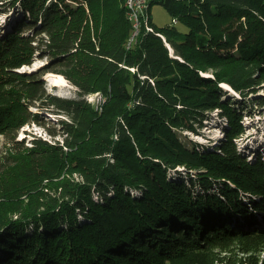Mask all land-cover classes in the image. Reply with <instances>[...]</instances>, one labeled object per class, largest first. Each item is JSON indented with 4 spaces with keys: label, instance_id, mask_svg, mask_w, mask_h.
<instances>
[{
    "label": "trees",
    "instance_id": "obj_1",
    "mask_svg": "<svg viewBox=\"0 0 264 264\" xmlns=\"http://www.w3.org/2000/svg\"><path fill=\"white\" fill-rule=\"evenodd\" d=\"M154 4L187 32L152 21L128 48L126 0H0L25 15L0 33V264H264V161L238 150L243 108L222 88L264 79V0ZM39 53L47 64L19 71ZM48 72L78 97L48 92ZM215 110L220 150L182 141ZM42 111L66 117L46 126L62 140L26 146Z\"/></svg>",
    "mask_w": 264,
    "mask_h": 264
},
{
    "label": "rangeland",
    "instance_id": "obj_2",
    "mask_svg": "<svg viewBox=\"0 0 264 264\" xmlns=\"http://www.w3.org/2000/svg\"><path fill=\"white\" fill-rule=\"evenodd\" d=\"M19 6V5H18ZM150 16L152 21L158 27H167V26H176L179 28L181 32H187V28L178 23L173 22L172 16L169 14L167 9L161 4H154L150 9ZM25 19V15L20 7L16 8H6L0 5V33L3 34L4 31H10L12 27L16 26L17 23L22 22ZM29 21V19H27ZM5 25H8L6 28ZM27 34H31L32 31L25 30ZM40 53L37 54L34 58L33 64L31 66H23L20 68V72H31L36 71L42 68L45 64L48 63L47 57H42ZM49 74H55L62 76L69 84L68 87H60L56 85H50L48 79ZM49 77V78H48ZM42 80L45 81L47 91L56 94L58 96H62L64 98H77V87L73 85L64 75L48 72L42 76ZM226 89L223 88V93L226 94L227 98L232 100L234 106L236 108H243L241 110V125L243 127L242 136L234 139L235 144L238 147L240 153L246 157L248 161L254 162L257 158H262L264 161V79L261 81V84L256 86L255 92H250L245 94H240L239 92H228L226 93ZM225 97V96H224ZM89 102L97 105L98 109L104 103V100L99 102L100 95L91 94L86 96ZM33 112L40 111L35 107H31ZM210 117L208 120H205L203 126L198 129V132H190L184 131L179 133L183 142L187 143L189 147H192L193 143L207 149H218L220 150V146L226 140V131L228 128L227 119L223 117L220 113V110H215L209 113ZM59 118H66L65 116L54 115L48 111H42L40 120L41 122H46L47 125H40L38 123L32 122L29 125L27 124L18 132V140L23 141L26 146H30L32 143V139L34 136H42L43 139L52 140H62V135L58 134L56 138L50 136L47 132L46 126L55 130V126H58L57 121ZM59 128H56L58 130ZM60 132V131H57ZM12 148V144H10L7 139L0 135V158L6 154V152ZM202 150V149H201ZM261 159V160H262ZM183 169V168H181ZM185 171L181 173L184 177V180L187 177L185 176ZM175 178H179L176 173L171 172V175ZM195 177V175H193ZM195 191L200 190L198 185L194 187ZM134 196L140 195L138 192H133ZM242 200L244 202L249 201L247 197L248 194H243ZM258 197H254L257 199Z\"/></svg>",
    "mask_w": 264,
    "mask_h": 264
},
{
    "label": "built area",
    "instance_id": "obj_3",
    "mask_svg": "<svg viewBox=\"0 0 264 264\" xmlns=\"http://www.w3.org/2000/svg\"><path fill=\"white\" fill-rule=\"evenodd\" d=\"M153 0H127V10L137 16V24L132 30V40H135L145 28L146 32L154 33V28L150 25V7ZM176 22V20H174ZM101 97L99 98V102Z\"/></svg>",
    "mask_w": 264,
    "mask_h": 264
},
{
    "label": "bare ground",
    "instance_id": "obj_4",
    "mask_svg": "<svg viewBox=\"0 0 264 264\" xmlns=\"http://www.w3.org/2000/svg\"><path fill=\"white\" fill-rule=\"evenodd\" d=\"M156 1V0H153V2ZM126 6H127V0H126ZM127 15H128V19L131 21L132 23V26L134 27L135 24H137V16L136 14L134 13H130L128 12L127 10ZM177 22V21H176ZM8 25H5L4 28H6ZM137 40V38H135V40H132V34H131V37L129 39V42H128V48H130L132 46V44ZM171 53L172 55L174 56V52L173 50L171 49ZM204 76H211L209 74H206ZM49 77H52L51 79H48L50 85H56V86H60V87H68L69 84L68 82L60 75H55V74H49ZM48 77V78H49ZM228 92H236L235 90H233L230 86H228L227 84H224L222 85ZM237 93V92H236ZM99 95V94H98ZM62 96V94H61ZM101 97V96H100ZM264 149V148H263Z\"/></svg>",
    "mask_w": 264,
    "mask_h": 264
},
{
    "label": "water",
    "instance_id": "obj_5",
    "mask_svg": "<svg viewBox=\"0 0 264 264\" xmlns=\"http://www.w3.org/2000/svg\"><path fill=\"white\" fill-rule=\"evenodd\" d=\"M174 20H176L177 22H178V20L177 19H173V22H174ZM150 25L153 27V25H152V18H151V16H150ZM176 23V22H175ZM154 28V27H153ZM162 38L164 39V41H165V38L162 36ZM166 42V41H165ZM167 45V47L169 48V50H170V52H171V48H170V46L168 45V44H166ZM173 56V55H172ZM225 84V83H224ZM223 85V84H222ZM228 85V84H227ZM229 86V85H228ZM231 87V86H230ZM222 88H224L223 86H222ZM233 89V88H232Z\"/></svg>",
    "mask_w": 264,
    "mask_h": 264
}]
</instances>
